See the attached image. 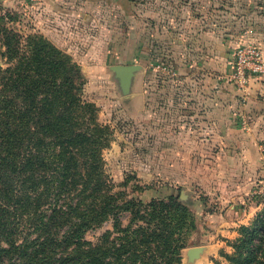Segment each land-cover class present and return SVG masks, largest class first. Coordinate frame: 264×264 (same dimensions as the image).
I'll list each match as a JSON object with an SVG mask.
<instances>
[{"label":"rangeland","instance_id":"1","mask_svg":"<svg viewBox=\"0 0 264 264\" xmlns=\"http://www.w3.org/2000/svg\"><path fill=\"white\" fill-rule=\"evenodd\" d=\"M262 19L232 0H0V25L44 36L79 66L82 97L111 131L102 158L118 202L172 196L186 207L170 226L184 242L180 264H240L244 227L264 213V71L243 65L242 80L235 63L246 45L264 55ZM4 50L3 69L13 65ZM115 65L139 68L126 84ZM118 210L86 230L88 246L113 264L168 262Z\"/></svg>","mask_w":264,"mask_h":264},{"label":"trees","instance_id":"2","mask_svg":"<svg viewBox=\"0 0 264 264\" xmlns=\"http://www.w3.org/2000/svg\"><path fill=\"white\" fill-rule=\"evenodd\" d=\"M0 44L13 62L0 67V264H113L84 234L114 207L141 221L134 239L168 258L141 264H180L184 242L170 226L186 207L172 196L119 203L110 192L102 150L111 131L82 97L79 66L38 33L23 39L0 25ZM253 222L237 245L240 264H264L263 211Z\"/></svg>","mask_w":264,"mask_h":264},{"label":"built area","instance_id":"3","mask_svg":"<svg viewBox=\"0 0 264 264\" xmlns=\"http://www.w3.org/2000/svg\"><path fill=\"white\" fill-rule=\"evenodd\" d=\"M235 63L237 65V73L240 74L242 80H246L247 77L242 73L243 65L248 66L253 72L264 71V55L263 53L254 46L246 45L235 53Z\"/></svg>","mask_w":264,"mask_h":264},{"label":"crops","instance_id":"4","mask_svg":"<svg viewBox=\"0 0 264 264\" xmlns=\"http://www.w3.org/2000/svg\"><path fill=\"white\" fill-rule=\"evenodd\" d=\"M237 5H239V7H237ZM232 9L235 11L239 9V11H242L245 14V16H247L249 12H257L260 16H264V0H255V1L254 0H244L243 4L242 2H239V0H232ZM244 19H247V18H244ZM263 20L264 19L259 20V21L264 23ZM250 23L253 24L252 22ZM141 94L143 96L142 82H141Z\"/></svg>","mask_w":264,"mask_h":264},{"label":"water","instance_id":"5","mask_svg":"<svg viewBox=\"0 0 264 264\" xmlns=\"http://www.w3.org/2000/svg\"><path fill=\"white\" fill-rule=\"evenodd\" d=\"M139 68L137 65H115L113 66V70L120 73L123 82H126V84L129 81V78L131 75H133L134 71H136ZM202 252V249L200 247H192L190 248L187 253L191 258H196L200 255Z\"/></svg>","mask_w":264,"mask_h":264}]
</instances>
